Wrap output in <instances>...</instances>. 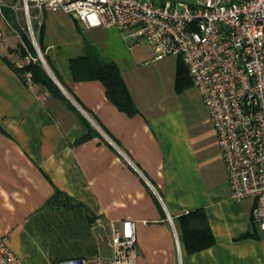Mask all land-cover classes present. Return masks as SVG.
I'll list each match as a JSON object with an SVG mask.
<instances>
[{"label":"crops","instance_id":"0c3cea01","mask_svg":"<svg viewBox=\"0 0 264 264\" xmlns=\"http://www.w3.org/2000/svg\"><path fill=\"white\" fill-rule=\"evenodd\" d=\"M4 1L0 234L23 263L84 257L103 264L113 255L114 230L132 219L137 264H264V236L251 219L253 200L231 195L202 95L193 83L177 89L180 56L156 58L153 46L130 45L127 33L120 50L106 52L101 27L86 28L63 9H39L33 0L44 25L38 43L66 87L47 60L46 68L74 110L43 84L34 81L30 88L13 67L34 56L12 10L19 0ZM87 41L119 65L135 110L109 99L102 80L73 79L69 59L84 55ZM198 208L205 210L216 241L190 253L177 218Z\"/></svg>","mask_w":264,"mask_h":264},{"label":"built area","instance_id":"2783aa9c","mask_svg":"<svg viewBox=\"0 0 264 264\" xmlns=\"http://www.w3.org/2000/svg\"><path fill=\"white\" fill-rule=\"evenodd\" d=\"M34 1L39 9H63L86 28L126 30L130 45L148 43L156 58L182 57L216 129L231 195L253 200L252 223L264 236V0ZM5 6L0 0V13ZM11 6L19 9L18 3ZM25 12L29 17L27 0ZM31 34L36 44L32 29ZM23 76L33 88L31 71ZM112 246L113 255L103 264H137L134 220L125 219L114 230ZM0 264H24L1 234ZM58 264L89 261L70 257Z\"/></svg>","mask_w":264,"mask_h":264},{"label":"trees","instance_id":"16d2710c","mask_svg":"<svg viewBox=\"0 0 264 264\" xmlns=\"http://www.w3.org/2000/svg\"><path fill=\"white\" fill-rule=\"evenodd\" d=\"M43 34L44 25L41 23L38 41L42 38ZM23 36L28 42L25 33ZM40 47L44 52V48L41 44ZM86 49L87 52L84 55L71 57L69 59L68 70L73 79H100L105 84L106 94L109 99H111L125 111L131 112L135 110L131 93L127 83L123 78L119 65L115 61L104 59L95 49V47H93V45L88 41ZM45 58L50 67L53 69L57 78L65 86L62 79L58 76L57 72L48 61L47 56H45ZM180 58L181 61L178 65L177 89L179 91H183L187 86L192 84V79L189 75L187 65L181 56ZM13 67L21 74H23L25 71H31L33 80L36 83L45 85L55 97L67 102L72 109H76L63 93L62 89L54 80L52 75L49 73L46 66L40 60L30 61L22 68L16 67L14 65ZM57 195H60V193L55 194V196ZM177 219L181 228V240L188 252L193 253L210 247L215 243L216 239L204 209L198 208L188 213H184Z\"/></svg>","mask_w":264,"mask_h":264},{"label":"rangeland","instance_id":"374dc122","mask_svg":"<svg viewBox=\"0 0 264 264\" xmlns=\"http://www.w3.org/2000/svg\"><path fill=\"white\" fill-rule=\"evenodd\" d=\"M178 1H182V2H188V3H193L196 0H178ZM32 1L31 0H27V4H28V10H29V17L27 16L26 12H25V0H19L18 1V5H19V9L16 11L17 12V19H18V24H19V29L21 31V23L24 27V31H25V36L28 40V45L27 48L30 52V54H32L36 60H40L43 64V60L40 57V54H43L44 59H45V55L44 52L40 49L39 43H38V34H39V28H40V17H36L35 16V12H34V8L32 7ZM4 10V8H3ZM0 19H3V15L2 13H0ZM31 29L34 32V35L36 37V44H34V40H33V36L31 34ZM99 36L103 37L102 39H104L105 41V46L103 47V50H120L122 48V46L124 45V43H126V40L123 39V35L126 34L128 31L126 30H120L118 28H112V29H108V28H104L101 27L99 28ZM107 52V51H106ZM63 54H69L70 56L73 54L71 51H63ZM36 60H31V61H36ZM45 63H46V59H45ZM48 66V65H47Z\"/></svg>","mask_w":264,"mask_h":264},{"label":"water","instance_id":"95a60500","mask_svg":"<svg viewBox=\"0 0 264 264\" xmlns=\"http://www.w3.org/2000/svg\"><path fill=\"white\" fill-rule=\"evenodd\" d=\"M40 57H41V59L43 60V62H44V65L48 68V66H47V64L45 63V59H44V56H43V54H40Z\"/></svg>","mask_w":264,"mask_h":264}]
</instances>
